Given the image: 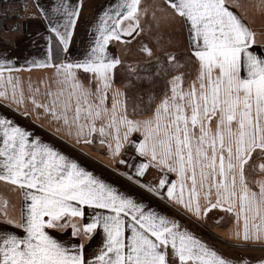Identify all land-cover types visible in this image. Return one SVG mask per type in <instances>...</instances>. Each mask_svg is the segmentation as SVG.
I'll use <instances>...</instances> for the list:
<instances>
[{
    "label": "snow or ice",
    "instance_id": "6c2138e0",
    "mask_svg": "<svg viewBox=\"0 0 264 264\" xmlns=\"http://www.w3.org/2000/svg\"><path fill=\"white\" fill-rule=\"evenodd\" d=\"M140 2L126 0L123 13L105 14L108 18H102L99 34L82 62L53 65L51 49L47 61H32L36 67L54 66L58 77V90L49 89L45 102L32 99V103L62 122L78 142L93 144L94 134L111 136L115 149L111 144L107 147L113 157L123 147L122 141L140 132L142 139L134 146L147 162L140 163L129 180L155 167L163 173L158 184L137 181L138 186L157 195L166 188L170 203L197 218L221 209L235 216L244 241H264V181L254 182L255 191L245 175L252 154L258 149L264 153V57L250 50L254 33L225 7V0H165L190 25L193 54L200 65L198 87L194 84L182 92L173 81L171 97L162 101L153 118L129 120L117 115L115 103L111 110L105 107L110 73L120 64L118 58L109 59L105 50L110 41L139 34ZM52 12L62 15L63 24L49 21V30L67 51L80 5L70 7L68 0H60ZM143 51L151 55L149 49ZM76 70L91 74L97 84L95 93L82 87ZM13 71L18 69L10 59H0V87L5 89L0 97L10 91L19 104L21 84ZM100 119L105 123L97 127L95 121ZM169 173L176 179L170 180ZM0 181L18 186L29 202L19 220L6 212L0 216V222L24 232L23 236L0 232V264H169V248L170 264H229L174 220L146 210L4 117H0ZM84 206L111 214L98 211L81 225L74 218L84 217ZM69 228L72 238H81L80 245L58 242L47 231L63 233ZM98 228L102 245L86 259L84 245Z\"/></svg>",
    "mask_w": 264,
    "mask_h": 264
},
{
    "label": "crops",
    "instance_id": "0c3cea01",
    "mask_svg": "<svg viewBox=\"0 0 264 264\" xmlns=\"http://www.w3.org/2000/svg\"><path fill=\"white\" fill-rule=\"evenodd\" d=\"M59 2L60 0H21L19 3L21 16L18 21L0 19V59H10L14 69H18L11 75L20 81L23 99V102L18 104L13 100L10 91L4 97H0V117L13 121L15 125L30 132L33 138L38 137L41 142L77 162L96 179L133 199L134 202L141 203L146 210L174 220L181 230H186L199 238L228 260L229 264H264V241H244L242 228L238 229L236 218L232 214L214 209L207 216L197 218L179 205L170 203L166 198V188L160 190L159 195L150 194L144 187L138 186L137 181L146 186L157 185L163 173L155 167L148 168L142 177L128 179L130 175L135 177L136 167L140 163L147 162L146 158L137 155L134 146V142L142 139L140 132H133L127 141H122L123 147L119 154L113 157L107 147L111 144L112 150L115 149V142L111 136L101 137L94 134L93 144H88L83 139L78 142L74 134H68L62 122L45 114L42 108L35 107L32 99L45 102L44 94L49 89L53 92L58 90L55 83L58 77L54 66L36 67L32 61L38 63L47 61L51 49L53 65L82 62L94 45L102 18H108L106 13L111 16L116 12L123 13L125 9L121 6L126 0H68L70 7L80 5V14L76 25L70 29L72 35L68 40L67 51H64L55 34L49 30V21L63 24L62 15L52 12V8ZM225 7L254 33L255 42L262 46L255 54L264 57V0H225ZM138 25V35L122 36L121 41H110L105 50L109 59L120 60V64L110 73L105 107L111 110L115 103L118 116L126 115L129 120L146 121L155 116L157 108L165 98L171 97L173 81H176L179 91L182 92L190 91L194 84L198 87L200 65L193 54L194 42L191 38L190 25L176 14L165 0H141L138 5ZM61 31L63 32L62 28ZM142 36L146 42V46L143 47L149 49L151 55L143 51L139 45ZM52 40H56L62 49L61 57L57 61L53 56ZM140 51L142 54H139ZM76 71L77 80L82 87L95 93L97 84L92 82L91 74H86L83 70ZM177 77L181 79L176 80ZM37 88L39 92L35 91ZM0 91L5 89L0 87ZM20 98L21 95L18 93L17 99ZM177 102H180L179 99ZM72 108L74 110L75 103ZM104 123L103 119L95 121L97 127ZM211 127L215 129V124L213 123ZM102 139L105 141L103 146L100 144ZM259 153L256 168L252 172L249 169L245 172L248 186L255 191H258V187L254 182L264 181V171L261 169L264 165V153L261 151ZM121 160L125 163H121ZM168 176L170 180L176 179L174 174L169 173ZM26 203L29 202L24 200L22 190L18 186L0 181V216L6 212L12 219L19 220L26 211ZM200 204L202 207L205 204L202 198ZM98 211L106 215L111 214L108 210L84 206V217L74 219L84 225L89 223L92 215ZM47 231L58 242L72 245L82 243L80 237H71V228L63 233L50 229ZM0 232L24 235L20 228L3 222H0ZM127 235H130V232L126 230ZM102 239V229L98 228L92 239L84 245L83 255L86 259H91L98 251ZM167 252L170 264L171 249L169 248Z\"/></svg>",
    "mask_w": 264,
    "mask_h": 264
},
{
    "label": "built area",
    "instance_id": "2783aa9c",
    "mask_svg": "<svg viewBox=\"0 0 264 264\" xmlns=\"http://www.w3.org/2000/svg\"><path fill=\"white\" fill-rule=\"evenodd\" d=\"M20 2L21 0H0V19L18 21L21 16Z\"/></svg>",
    "mask_w": 264,
    "mask_h": 264
},
{
    "label": "rangeland",
    "instance_id": "374dc122",
    "mask_svg": "<svg viewBox=\"0 0 264 264\" xmlns=\"http://www.w3.org/2000/svg\"><path fill=\"white\" fill-rule=\"evenodd\" d=\"M139 45L141 47V49L143 50L144 47L143 46H146V42H145V38L142 36L140 37V40H139ZM259 48H262V46L258 45L256 42L254 43V45L251 47V51L255 54V52H257L259 50ZM260 51V50H259ZM139 54H142V51L139 52ZM257 55V54H256ZM141 56V55H140ZM263 57V55L261 56ZM190 60L189 58L187 59V64L189 65L190 63ZM158 63V59L155 60V64ZM260 150H256V152H254L251 156V158L249 159L248 163L245 165V172L247 169H249L250 172H252V170L254 168H256V166L258 165V157L260 155ZM248 167V168H247Z\"/></svg>",
    "mask_w": 264,
    "mask_h": 264
},
{
    "label": "trees",
    "instance_id": "16d2710c",
    "mask_svg": "<svg viewBox=\"0 0 264 264\" xmlns=\"http://www.w3.org/2000/svg\"><path fill=\"white\" fill-rule=\"evenodd\" d=\"M52 49H53L54 60L55 61L59 60L61 57L62 49L56 40H52Z\"/></svg>",
    "mask_w": 264,
    "mask_h": 264
}]
</instances>
